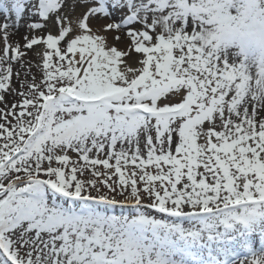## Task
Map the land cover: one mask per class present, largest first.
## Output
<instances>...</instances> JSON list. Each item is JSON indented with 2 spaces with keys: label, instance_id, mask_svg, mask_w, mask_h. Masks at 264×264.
<instances>
[{
  "label": "snow or ice",
  "instance_id": "1",
  "mask_svg": "<svg viewBox=\"0 0 264 264\" xmlns=\"http://www.w3.org/2000/svg\"><path fill=\"white\" fill-rule=\"evenodd\" d=\"M0 13V264H264V0Z\"/></svg>",
  "mask_w": 264,
  "mask_h": 264
},
{
  "label": "rangeland",
  "instance_id": "2",
  "mask_svg": "<svg viewBox=\"0 0 264 264\" xmlns=\"http://www.w3.org/2000/svg\"><path fill=\"white\" fill-rule=\"evenodd\" d=\"M4 20H5L4 15L2 13H0V24H2L4 22ZM9 22L11 23L12 21H9ZM31 34L32 33H30L29 31H26L25 33L23 32V36L31 35ZM0 36H2V34H0ZM10 42H12L13 44H15L16 42H19L21 45H23L24 39L21 41H18L15 38H13L12 35H10ZM3 47H4L3 40L0 39V54H2ZM29 54H30V52H28V55L26 57L27 59H30V60L36 59V58L32 59ZM16 69L19 70V65L16 66ZM32 72H34V73L37 72V69L35 67H33ZM14 83H16L15 80H14ZM73 158L75 159V156H73Z\"/></svg>",
  "mask_w": 264,
  "mask_h": 264
},
{
  "label": "bare ground",
  "instance_id": "3",
  "mask_svg": "<svg viewBox=\"0 0 264 264\" xmlns=\"http://www.w3.org/2000/svg\"><path fill=\"white\" fill-rule=\"evenodd\" d=\"M26 21H27L26 19L21 21L18 30H16V29H12V30H11V35H12V37L15 38V39L18 40V41L23 40V37H24V36H23V32L25 33L26 31H29V30L27 29V27H26ZM53 31H55V30H53ZM119 47H123V45H119ZM29 55H30V57H31L32 59L35 58V57L33 56V53H32V52H30ZM134 59H135V58H134Z\"/></svg>",
  "mask_w": 264,
  "mask_h": 264
}]
</instances>
